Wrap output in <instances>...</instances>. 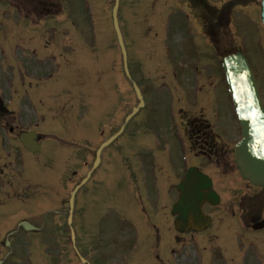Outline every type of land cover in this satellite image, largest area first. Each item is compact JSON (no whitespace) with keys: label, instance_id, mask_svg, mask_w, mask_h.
<instances>
[{"label":"rangeland","instance_id":"obj_1","mask_svg":"<svg viewBox=\"0 0 264 264\" xmlns=\"http://www.w3.org/2000/svg\"><path fill=\"white\" fill-rule=\"evenodd\" d=\"M76 1L77 0H68L70 5H72ZM85 1L89 4L90 11L84 14V16L86 17L85 25L81 26L80 23V26L85 31L86 36H91V34L95 30L96 48L98 49V47L101 46L103 51L102 57L100 59V63L98 59L96 60L95 74L88 77L85 69L89 66V63L86 61H85L86 63H84L83 59H80L79 60L80 66H77L74 63L73 58L71 56L69 57V53L71 52V49L73 48L74 45L71 43L70 44L66 43L65 47L62 49V52H64L67 55L68 59H70V63L69 60L64 61V76L61 83L63 82L65 86H68V88L62 91L63 93L61 94L59 93V94L51 95L48 93V91L46 92L43 91L42 109L45 112L50 108L49 112L46 113H48L49 117L50 116L52 117L50 123L56 127V128L48 129L45 126H42L41 128H39V130L40 131L42 130L43 133L45 132V133H52L59 135L58 133L62 131L64 136L65 134L66 136H69L70 134L68 131L70 130L72 132H74V130L75 132L78 131L77 129L74 128L73 130L72 127L68 125H64L62 123L63 122L62 120L65 117L67 119L69 117H72L73 115H77V113L74 114V100L72 98V94H74L76 90L77 91L79 90L78 92L80 99L79 109L81 114L82 113L81 106L84 103L83 100L81 99V95L84 96L86 95L87 98L88 96L90 97L91 95V94L88 95L87 87L90 88V85H94V92L95 90L99 92L98 98L102 100L103 94L109 91V88H111V87L108 88L106 86L107 84L110 83L109 74L110 73L117 74L116 77L117 81L119 74H121L120 59L118 54H115L117 51L115 50L116 47L115 37L113 32L111 31L109 15H107L108 9H111L112 0H110L108 4L109 6L108 8H106L107 7L106 2L108 0H85ZM218 1L219 4H221L222 2L224 3L227 2L228 0H218ZM245 1L246 0H240L241 3L240 5H244L245 3L248 4L247 7L239 11L240 16L242 15L248 16V14L253 15V12L257 11L256 8H258L260 4L259 0H247L246 2ZM103 2L105 3V5L100 10L99 5L102 4ZM140 4H141V0H120L118 18H119V23H120L125 47L128 54L131 78L137 84L140 83L143 87H145L144 89L146 91H148L146 86L148 84V87L151 90L152 99L149 98L150 99L149 100L147 98L149 102L146 101V107L142 109L140 112H138V114H136L132 118L131 123L128 125L125 137H122L115 145L110 147V149H108L106 152L113 153L114 150L119 146L121 145L126 146L128 137L130 138V136L135 137L131 142L132 143L131 148H129L131 150H134V146H135L134 143L137 140L135 134L136 131L129 132V130L136 128L137 124H139L140 127H142L143 129H148L149 131H156L159 134H161L163 138L165 137L164 145L162 143L161 148L164 147L165 151L167 152L168 150L171 151L172 154L171 165L173 168H176L182 164H185V162L182 159L184 155H186V152H189V149L187 143L185 142L184 133L180 131L179 127L176 124L175 114L178 113L179 111L181 112V110L188 109L190 103H191V107H196L197 101H199L202 98H207L206 94L201 93V91L197 89L198 82H197V78L194 75V72L185 71L184 61L182 60L185 58H191L190 60H192L194 57L198 56V55L196 56L194 55L199 54L200 51L196 50L197 49L196 45L190 44L188 42H186V47L184 48L177 47L176 55L180 59L175 65V69L172 70V68L169 66V64L166 61L168 60L166 56V52H167L166 44H163L161 48V44L158 42L157 40L158 37L155 34V32L158 30V27H156L155 25L154 15L151 14L152 12L150 10H147L146 12L143 13L144 10ZM4 9L6 8L1 7L0 9L2 13V14L0 13V91L6 94L5 98L7 100L8 99L12 100L13 96L11 94H7L4 89L5 88L8 89L7 85L9 83L11 84L12 89H16L15 85H17V87L19 86L20 78H22L19 73V69L21 67H19L18 64H13L12 58L13 56L18 57L20 53H23L20 52L21 49L18 50V46L16 47L18 52L12 51L14 44L17 43V41L14 42V40L20 38L24 41L20 43L19 47H22L28 41L30 45H33V42L35 43L34 39L41 37V39L43 38V40H45V37L48 38V33L52 28H54L55 23L53 21L54 19L44 20L43 32H42V36H40L41 32L39 29L34 30V29L26 28V24L17 25L15 23L17 27L15 26V24L10 25L8 18H5L6 12L2 11ZM79 14L80 13H78V15ZM232 15L233 14H231L230 12L229 18L232 17ZM225 17L227 18L228 14H226ZM251 20H252L250 21L251 23H247V25H249L252 28V30L248 31L245 26L246 28L245 32L246 34L249 35V37L244 35V33L240 32V30H238L235 26L231 24L230 26L226 27L228 30V34H225V41L222 40V44L224 47L228 45L226 41H229V44L231 45V49L240 48L242 46L243 49L245 48L247 50L249 55L250 53L252 54V56L250 55L252 59L250 60V62L252 65H254L255 61H253V59L256 60V58L262 61V63H264V47L259 49L257 48L254 51V49L251 47L252 46L251 41L255 44H262L264 42V36L262 35L261 30L258 28L259 25L257 23L258 19L256 12L254 16L251 17ZM11 21L14 22L13 20ZM93 21L95 23V26ZM238 23L240 25V21ZM183 24L184 23H180L179 25H177V27H179L180 30H184ZM15 31L16 34H13ZM52 35L53 36L56 35L55 29L53 30ZM80 35H82V32H80ZM180 39L182 38L179 35L178 38L176 39V42L178 43V40ZM204 40L205 37L201 39V41ZM152 42L153 44H151ZM182 45L183 44H181V46ZM206 47H207V51L209 52L210 51L209 45H207ZM151 49L153 50V54L151 52ZM43 51L44 50H42L41 53H43ZM78 53L80 57L83 56V53L86 54L87 56V52L85 49L79 51L74 49L73 54L76 55ZM29 54L30 52H28V50H25V55L27 56ZM157 55H159V57ZM93 56L94 58L96 57L95 55L92 54V57ZM163 58L165 60H163ZM162 60L166 62H163ZM35 62H37V60L33 62L34 66H35ZM34 66H32V68L27 67V70L39 71V69H35ZM67 67H71V68L67 69ZM197 68H199L198 65ZM10 70L12 71V73H10ZM180 73H182L180 77L181 83L177 85L175 84V82H173L171 74L178 75ZM24 74H26V71ZM262 80L264 82V79ZM125 86L124 87L126 90V98L124 97L123 99H125V102L127 103V109L130 110V108L136 104V100L133 96V91L130 83L128 82L125 83ZM222 90L223 93L214 91V94L210 96V98L214 101V103H211V106H208L207 110L209 111L210 114L217 112L218 116L221 118V121L218 122L219 136H221V138L223 137L230 138L231 135L234 133V128L232 126V122L228 110L229 105L227 103L228 99L225 94L226 91L224 85ZM22 95H23V88L19 87L18 90L16 89L15 98L17 103L22 97ZM188 97L190 98L191 102ZM61 98H64V100L70 99L68 105H71V108H64V110L68 109L65 114L55 113V111L59 109V106L56 105ZM16 101L13 102L12 100L13 104L16 103ZM35 102L36 104L38 103V101ZM184 112L186 113V111ZM40 116L43 117L42 115ZM44 116L46 117L47 115ZM187 118H189V115H187L185 120ZM185 120L183 122H185ZM98 121H99V115L96 114L94 117L90 119V122H88L89 129L85 128L82 130L81 129L82 124L78 126L80 130L79 131L80 136H82V134L85 136H88L90 134L92 136L93 135L95 136L96 132L93 131V126ZM82 122L83 119L80 118V123ZM79 140L81 142L80 145L83 146L89 143L88 141H84L86 139L80 138ZM73 141L77 142V140H73ZM233 142L234 140L232 141L229 140V143H233ZM161 148L158 149L161 150ZM223 152L228 153V150L225 148ZM153 155L155 156L156 153H154ZM37 159H41V157L38 156ZM149 159L154 160L152 158V155L149 156L148 160ZM195 162L197 168L200 171L206 173L207 175H209L214 179L213 188L221 195L220 196L221 201L217 207L205 209L209 215H215V221L213 222L212 227L210 229H212L211 230L212 233H216L217 230L221 226H223V224H225V222L227 223V220H224L222 215H224L225 213L226 215H231L232 212L236 211L235 206L237 205L233 203L237 199L236 196L237 187L236 185H234L235 178L233 176V173L229 172L226 176L228 184H223L224 180L221 173L217 172L212 166H208L205 163H203L201 158L196 160ZM1 164L2 162H0V165ZM153 170L155 169L153 168ZM224 170L225 171H223L222 173H225L230 169H224ZM15 171L17 177L22 174V171L19 169L18 166H16ZM45 171L46 170H43V168H37L36 166L29 165L27 173L30 174L31 177L42 179L43 175L40 173H43ZM46 174L47 171L45 172L44 175L45 180H46ZM125 176H126V172L122 171L121 178H124ZM162 198L164 199V196H162ZM241 206L247 207V203L243 202ZM65 209L66 208L62 210L65 211ZM82 214H84V212H82ZM19 216L20 215H0V241L3 237H5L8 231L11 230L10 228L16 225ZM26 216L34 220L35 218H38L39 215H26ZM45 218L47 224L45 225L42 233L29 234V237L20 234L16 238L10 240L9 243H5L4 247H8V249L6 250L4 249V247H2L0 243V262H1L0 264H77L74 259L75 256L72 254V249L70 247L69 229L66 227V215H62V216L45 215ZM160 222H161L160 225L165 224L166 222L165 218H161ZM101 227L104 228V224H101ZM170 237L172 236L165 237L166 240L164 242L165 248L166 246L168 247L169 245H172ZM199 238H196L198 239L199 244L206 243L208 240L207 236H201ZM101 240L102 239L100 236L98 237V240L96 238H90V243H96ZM26 242H29L30 249L29 247H25V249L23 247L22 248L19 247L21 246V244H25ZM112 243L114 246L111 249L116 247L115 242L112 241ZM53 245H55L54 246L55 248L57 247L59 249L57 253L51 251ZM203 246L205 248H208L207 245H200V248ZM180 248L181 247L179 246V249ZM186 248L188 247L181 248V250H185ZM99 249L95 250V252L88 253L89 254L88 258L91 259L93 264H104L106 259L110 255L111 249L110 250L103 249L102 251H99ZM121 251L123 250H118L115 252L119 254L121 253ZM115 252H112L111 254H114ZM81 253L83 256H85L86 252L85 253L81 252ZM117 254L113 256L115 257L117 256ZM169 254H171V251L169 252ZM207 263L208 261H206L204 264ZM127 264H173V261L170 260L167 261L161 258V262H157L155 261V258L152 254H147L146 252L138 249L130 253ZM175 264H177V262Z\"/></svg>","mask_w":264,"mask_h":264},{"label":"flooded vegetation","instance_id":"obj_2","mask_svg":"<svg viewBox=\"0 0 264 264\" xmlns=\"http://www.w3.org/2000/svg\"><path fill=\"white\" fill-rule=\"evenodd\" d=\"M185 1V0H184ZM184 3L182 0H180V3L177 5H182ZM186 5L190 8V10L195 11L196 14L193 18L194 22H198L201 30L204 29L205 33H210V35L217 36L218 32L217 30H208V26H211V23L209 24L210 20L208 17L205 15V12L203 11V8H206L207 6L203 4L202 0H190V3H186ZM216 13L220 14V12L215 11ZM217 23V21H215ZM212 42L218 43L217 38H212ZM218 50V48H216ZM216 54L220 55V52H217L215 50ZM214 53V52H213ZM214 54V55H216ZM213 54L211 56H214ZM207 77L205 78L206 83H209L208 86H211L213 81H217L218 78H214L211 73L206 75ZM200 112L199 115L196 116H189V118L186 119V127H185V135L190 140L191 146L194 147V150L199 153L202 157H206L210 154H217L218 150L222 149L223 146V139L221 136H219V126L218 122L221 121V118L218 116V113H213L210 114L209 111L207 110L208 106H211V103H213V100H208L207 98H202L200 99ZM1 117L4 116H0ZM187 117V116H186ZM23 119H21V122ZM232 126L234 129L238 130L239 126L237 123H235L232 119ZM1 125H4L8 128L9 130V136H11L13 139L4 141L3 137H0V161L7 160L8 161V167L10 173L13 175V165H11V161L16 159L15 155V149L17 151H20L19 149V142L16 138L17 131L19 129V126H10L9 124L5 122H1ZM1 134V133H0ZM158 144V141L156 138L153 139L152 145L155 146L151 150L156 152L155 157L153 158L154 160H147V166L146 168L148 169V172L150 169L160 171V167L158 166L159 162V151L156 145ZM140 160L138 159V163L142 164V158H143V153L139 154ZM106 159L111 162V161H116V158H111V157H106ZM120 160L124 164V167L126 171H129V168L131 167L127 158L126 157H121ZM151 160V161H150ZM153 163V164H152ZM155 163V164H154ZM3 171V168H0V172ZM11 174H7V179L0 180V191H2L6 185L8 186L9 189H13L12 192H14V189L16 187V184L13 179H11ZM165 174L168 176L172 175V172L169 169L165 170ZM112 176V171L108 170L105 174L99 177L100 182L104 183L108 180L111 179ZM5 177V176H3ZM158 178V176H157ZM137 183L143 187H145V194H142L140 197L144 198L148 204H154V195L151 197L149 196V191H154V187H150L147 178L142 177L138 180H136ZM5 182V183H3ZM126 182L125 180L119 181V183H124ZM95 187V186H94ZM7 188V187H6ZM95 191V189H94ZM153 210V207H152ZM150 215L147 216L145 224L142 223L141 226L142 228H146L147 232L149 235H152L153 233H157L158 231V225H157V215ZM263 218V219H260ZM261 220H264L263 215H237V220L235 222V228L233 232V236L235 237L234 244H225L224 246H230L232 245V252L231 255L239 260L241 257L243 259V262L249 258L250 260H253L255 263L256 260H264V228L260 231H254L252 228V225L254 223L260 222ZM251 235V238H247V243L241 242V236L242 235ZM263 245V246H262ZM257 246L262 247L260 252L256 251L255 249H248L244 253L239 251L237 248H256ZM224 254L223 251L219 253V257L223 258ZM263 257V258H261Z\"/></svg>","mask_w":264,"mask_h":264},{"label":"water","instance_id":"obj_3","mask_svg":"<svg viewBox=\"0 0 264 264\" xmlns=\"http://www.w3.org/2000/svg\"><path fill=\"white\" fill-rule=\"evenodd\" d=\"M117 4L118 0H115L112 17L124 65H126L125 50L116 18ZM261 21L264 25V0L261 7ZM222 66L242 126V141L236 147L237 165L244 178L252 183L264 185V112L258 98L257 87L247 62L241 54L225 58ZM125 71L127 73L126 66ZM136 93H138L137 89ZM196 178L199 186L195 184L190 186L192 191L184 194L179 204L174 207L173 213H179L181 221L189 216L197 221L201 215L200 204L204 200L215 203V197L210 192L203 193L210 188L209 180L203 176Z\"/></svg>","mask_w":264,"mask_h":264}]
</instances>
